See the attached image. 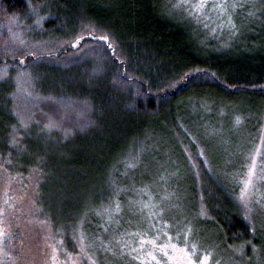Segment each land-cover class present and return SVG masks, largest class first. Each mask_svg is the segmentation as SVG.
I'll return each mask as SVG.
<instances>
[{"label":"trees","instance_id":"16d2710c","mask_svg":"<svg viewBox=\"0 0 264 264\" xmlns=\"http://www.w3.org/2000/svg\"><path fill=\"white\" fill-rule=\"evenodd\" d=\"M218 121L248 134L227 169L191 139ZM263 125L264 0H0L3 264H53L50 249L87 264L103 239L114 249L120 184L150 139L216 244L245 249L255 230L218 172L243 166Z\"/></svg>","mask_w":264,"mask_h":264},{"label":"rangeland","instance_id":"374dc122","mask_svg":"<svg viewBox=\"0 0 264 264\" xmlns=\"http://www.w3.org/2000/svg\"><path fill=\"white\" fill-rule=\"evenodd\" d=\"M202 129L198 136L190 132L191 139L197 144L199 160L203 158L210 169L214 165L210 153H215L222 167L227 169L229 155L245 149L249 142L243 125L231 129L218 121L215 125L204 124ZM159 143H162L159 139H150L132 161L130 170L125 172L127 180L120 186L126 198L120 205L121 211L113 217L115 231L107 235L114 232V236H110L116 242L114 249L100 239L99 247L90 245L95 261H87V264H189V257L195 264H201L204 257H208L206 264H264V125L257 147L247 155L243 166L235 168L234 172L230 169L218 172L224 183L236 186L243 214L255 230V237L244 247L249 251L243 248L224 250L216 244L212 238L214 234L207 232L200 217L192 212L194 203L186 192L185 174L174 168L173 157L166 151L164 165H154L151 156L160 152ZM124 224L130 231H123L125 236H121L118 227ZM125 237L129 239L128 251H118ZM39 247L36 245L37 253H40ZM48 253H51L53 264H84L81 257L62 258L55 249L53 252L50 249L46 255ZM4 259L5 250L0 245V264Z\"/></svg>","mask_w":264,"mask_h":264},{"label":"snow or ice","instance_id":"6c2138e0","mask_svg":"<svg viewBox=\"0 0 264 264\" xmlns=\"http://www.w3.org/2000/svg\"><path fill=\"white\" fill-rule=\"evenodd\" d=\"M103 38V37H102ZM56 125L54 123H49V125L47 126L49 129H51L52 127H55ZM118 207V206H117ZM164 247H168V245H165ZM165 255H167V252H165ZM208 257H204V260L201 261V264H206ZM189 264H195V262L191 259V257H189Z\"/></svg>","mask_w":264,"mask_h":264}]
</instances>
